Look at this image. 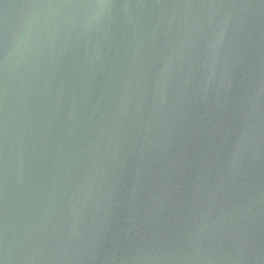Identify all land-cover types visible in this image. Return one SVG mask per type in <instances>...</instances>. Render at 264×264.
<instances>
[{
  "label": "water",
  "instance_id": "95a60500",
  "mask_svg": "<svg viewBox=\"0 0 264 264\" xmlns=\"http://www.w3.org/2000/svg\"><path fill=\"white\" fill-rule=\"evenodd\" d=\"M0 264H264V0H0Z\"/></svg>",
  "mask_w": 264,
  "mask_h": 264
}]
</instances>
